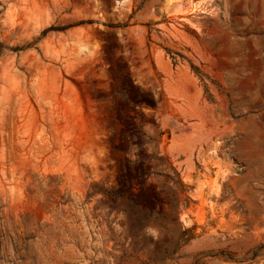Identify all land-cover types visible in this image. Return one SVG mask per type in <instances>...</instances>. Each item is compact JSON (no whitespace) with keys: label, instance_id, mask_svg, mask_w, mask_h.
Wrapping results in <instances>:
<instances>
[{"label":"rangeland","instance_id":"1","mask_svg":"<svg viewBox=\"0 0 264 264\" xmlns=\"http://www.w3.org/2000/svg\"><path fill=\"white\" fill-rule=\"evenodd\" d=\"M0 264H264V0H0Z\"/></svg>","mask_w":264,"mask_h":264}]
</instances>
